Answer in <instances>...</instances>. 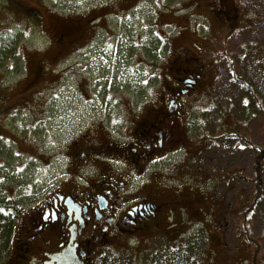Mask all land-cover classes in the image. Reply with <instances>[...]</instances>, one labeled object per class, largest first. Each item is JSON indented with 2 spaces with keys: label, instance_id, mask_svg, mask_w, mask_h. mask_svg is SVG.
Segmentation results:
<instances>
[{
  "label": "rangeland",
  "instance_id": "374dc122",
  "mask_svg": "<svg viewBox=\"0 0 264 264\" xmlns=\"http://www.w3.org/2000/svg\"><path fill=\"white\" fill-rule=\"evenodd\" d=\"M121 1L7 0L0 5V43L13 46L0 62V197L23 209L19 203L23 189L31 188L23 182L52 176L51 167L28 166L26 154L30 153L50 164L52 157L37 154L44 152L39 149L42 141H46L42 149L62 148L67 145L63 134L72 128L76 133L70 141L86 131L99 130L97 139L103 138L104 131L96 128L102 122L94 115L76 116L51 130L23 122L37 114L22 105L28 60L32 63L34 55L63 49L58 47V29L74 28L75 44L87 52L109 47L124 53L138 51L145 56L141 61L154 64L149 73L144 69L134 75L143 82L155 71L154 84L141 89L140 102L133 101V94L124 95L122 106L129 113H119L120 127L130 130L155 123L159 116L155 119L152 111L166 105L175 68L194 67L203 75L201 84L184 98L181 117L194 154L174 165L160 164L166 169L159 172L177 173L158 178L156 186V190L183 192L186 207L164 213L161 231L165 236L141 233L130 248L123 241L121 246L102 250L96 264H264V0H237L235 22L229 18L220 24L205 0H142L141 8L128 19L116 10L124 5ZM196 1L199 5L193 10ZM105 15L99 23L97 18ZM151 42L154 45L149 47ZM143 105H150L149 110L140 115ZM102 114L105 118V109ZM49 115L41 116L37 126L46 125ZM52 136H60L57 143ZM23 139L31 144L24 145ZM94 166L102 167L99 162ZM144 193L159 195V203L174 198L171 192L161 195L153 188ZM20 214L11 219L16 221L14 229L19 227ZM173 222L178 225L168 233ZM4 234L0 232V263L9 242Z\"/></svg>",
  "mask_w": 264,
  "mask_h": 264
},
{
  "label": "flooded vegetation",
  "instance_id": "af4514ba",
  "mask_svg": "<svg viewBox=\"0 0 264 264\" xmlns=\"http://www.w3.org/2000/svg\"><path fill=\"white\" fill-rule=\"evenodd\" d=\"M236 1L205 0V5L219 24L229 18L234 23V16L238 15ZM121 2L124 5L116 10L129 18L141 8L142 0ZM198 5V1L193 4L194 10ZM103 18H97L99 23ZM95 22L91 21L90 25ZM57 32L58 47L63 49L51 51L49 55H34L35 60L32 63L28 60L24 70L22 105L37 114L28 115L23 122L51 130L76 116L94 115L95 120L102 122L96 128L104 131L103 138L97 139L99 130L86 131L80 139L70 141L76 133L72 128L63 134L67 136V145L62 148L42 149V143L46 142L42 141L39 149L44 152L37 154L52 157L48 165L46 159L25 152L28 166L38 163L46 169L51 167L54 172L51 177L23 182L31 188L23 189L19 227L9 235V242L3 248L6 258L0 264H57L52 257L67 250H75L83 264H96L101 251L112 245L121 246L124 241L130 248L141 233L164 234L161 231L164 213L187 204L183 192L164 187L156 190V186L158 178L167 179L177 173L172 169L159 172L166 169L160 164L170 161L174 165L180 158L194 154L188 144L191 143L189 131L181 117L185 108L183 101L201 84V71L194 67L175 68L166 105L152 111L155 119L159 118L148 127L135 126L129 130L117 123L122 116L120 112L129 113V108L124 110L122 106L123 97L133 94L134 102L141 101V89L153 86L155 71L143 82L134 79V75L144 69L149 73L154 64L141 61L145 56L138 51L124 53L122 49L109 47L87 52L75 44L74 28L61 27ZM134 80L142 84H135ZM149 106L143 105L140 115ZM48 114L46 125L37 126L42 121L40 117ZM44 137L47 140L49 134L45 133ZM59 138L52 136V141L57 143ZM27 143L23 139V144ZM98 162L102 167L94 166ZM152 188L161 195L171 192L174 198L159 203V195L144 193ZM1 231L6 233L5 229Z\"/></svg>",
  "mask_w": 264,
  "mask_h": 264
},
{
  "label": "trees",
  "instance_id": "16d2710c",
  "mask_svg": "<svg viewBox=\"0 0 264 264\" xmlns=\"http://www.w3.org/2000/svg\"><path fill=\"white\" fill-rule=\"evenodd\" d=\"M5 1H7V0H0V5L3 4ZM153 45H154V43H152V42L149 43V47H152ZM156 46H157V44H156ZM11 49H13V46L11 44L2 45V42L0 43V62L4 61L6 54H8V52H10ZM3 200H4V198L0 197V210L4 211L3 212L4 214L2 213V211H0V222H1L0 223V229L2 228L1 230H3V231L5 229L6 233L4 235H5V240H6V237L12 234L11 232H12V230H14V227H15L14 223H16V221H14L16 219H14V217H12V218L6 217V213H7V215H12L9 213L10 211H12V213H13L15 211L18 212V210L15 209L14 205H12L13 203L8 204L5 200L4 201ZM11 219H14V220H11Z\"/></svg>",
  "mask_w": 264,
  "mask_h": 264
},
{
  "label": "water",
  "instance_id": "95a60500",
  "mask_svg": "<svg viewBox=\"0 0 264 264\" xmlns=\"http://www.w3.org/2000/svg\"><path fill=\"white\" fill-rule=\"evenodd\" d=\"M57 264H83L75 253V250H67L62 254L52 257Z\"/></svg>",
  "mask_w": 264,
  "mask_h": 264
},
{
  "label": "snow or ice",
  "instance_id": "6c2138e0",
  "mask_svg": "<svg viewBox=\"0 0 264 264\" xmlns=\"http://www.w3.org/2000/svg\"><path fill=\"white\" fill-rule=\"evenodd\" d=\"M0 211H2V210H0Z\"/></svg>",
  "mask_w": 264,
  "mask_h": 264
}]
</instances>
